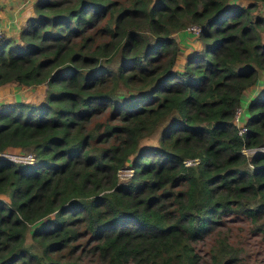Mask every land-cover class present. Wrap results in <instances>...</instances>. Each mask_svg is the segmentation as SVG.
<instances>
[{"label":"trees","instance_id":"obj_1","mask_svg":"<svg viewBox=\"0 0 264 264\" xmlns=\"http://www.w3.org/2000/svg\"><path fill=\"white\" fill-rule=\"evenodd\" d=\"M262 2L35 0L0 38V85H44L0 101V152L34 155L0 156V264H243L216 226L264 241Z\"/></svg>","mask_w":264,"mask_h":264},{"label":"rangeland","instance_id":"obj_2","mask_svg":"<svg viewBox=\"0 0 264 264\" xmlns=\"http://www.w3.org/2000/svg\"><path fill=\"white\" fill-rule=\"evenodd\" d=\"M260 4L261 7L263 6V10H264V2ZM194 36L195 34L192 33H184V35L179 36V39L181 41L180 44L186 49L191 47V45L193 46ZM185 50L181 51L182 55H180L179 53L180 64L184 58ZM261 84L262 81L257 82V85H261ZM38 86L30 87V85H25L26 88L22 90H17V91L15 90L12 92L6 91L4 94L5 96L2 97V100L3 101L8 100V98L10 97L14 99H30L32 101L39 102L40 100H42L41 99L42 97L40 98L37 97V95H40L39 91H41V86H39L40 87L39 90H38ZM244 103L245 101L243 100L241 106H243ZM246 115H247V109L243 106V117L245 118ZM152 140H154V138L152 137L146 138L143 140V142H149ZM11 150H18V148H13ZM216 229H218L220 232L228 231L229 240L234 244H240L244 247V249L241 250V254L243 256L241 263L253 264L255 263V261H259L260 264H264V241L260 239L258 234H252L251 231L245 227L244 221L240 220V218H234V219L226 218L224 223L216 226ZM215 234H216L215 232L211 233L207 240L213 241ZM29 240H30V236H28L27 241ZM199 246L203 249L207 248L206 244H203V242H200Z\"/></svg>","mask_w":264,"mask_h":264},{"label":"crops","instance_id":"obj_3","mask_svg":"<svg viewBox=\"0 0 264 264\" xmlns=\"http://www.w3.org/2000/svg\"><path fill=\"white\" fill-rule=\"evenodd\" d=\"M35 0H0V30L2 32V36H10V37H17L18 33L22 27V25L25 23V20L34 14L33 4ZM263 8V6H262ZM194 33L193 31H190L188 29L179 31V36L184 35V33ZM195 39V37H193ZM181 45V44H180ZM196 47V40H193V46L189 48H185L181 45V51L185 50L184 56L192 49ZM180 51V55L181 54ZM41 86V91H39L40 95H37L38 98L43 97L44 94V85L42 83L30 85V87H37ZM38 86V90L40 87ZM25 85L21 86V84H18L16 82H6L4 84L0 85V101L2 100V97H4L5 92H12L17 90L25 89ZM260 89V85H254L253 87H250L249 89H246L243 93V100L245 103L243 106L246 108L247 101L253 97ZM24 93V92H23ZM13 96V95H11ZM14 98H8V100L4 101H10ZM40 100V99H39Z\"/></svg>","mask_w":264,"mask_h":264},{"label":"built area","instance_id":"obj_4","mask_svg":"<svg viewBox=\"0 0 264 264\" xmlns=\"http://www.w3.org/2000/svg\"><path fill=\"white\" fill-rule=\"evenodd\" d=\"M189 30L195 32L197 31V27L195 25H191L188 27ZM2 36V32L0 30V38ZM233 120L237 126V130L239 133L246 129L245 118L243 117V106L241 104L235 109V113L233 116ZM256 148L264 150V145L256 146ZM254 148H244L245 152H248ZM0 156H6L14 160L23 161V162H31L34 160V155L32 152H20L18 150H6L0 152ZM191 159H185L186 163L191 162Z\"/></svg>","mask_w":264,"mask_h":264}]
</instances>
